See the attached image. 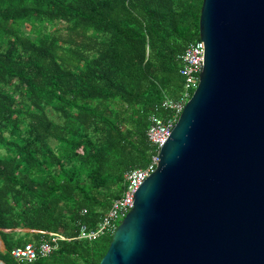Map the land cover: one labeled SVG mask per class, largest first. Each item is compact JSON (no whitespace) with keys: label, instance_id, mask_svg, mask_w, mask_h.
Here are the masks:
<instances>
[{"label":"trees","instance_id":"obj_1","mask_svg":"<svg viewBox=\"0 0 264 264\" xmlns=\"http://www.w3.org/2000/svg\"><path fill=\"white\" fill-rule=\"evenodd\" d=\"M202 6L0 0L1 263H101L112 236L61 242L34 262L11 253L47 233L94 229L121 197L125 173L147 165L149 118L181 95L180 56L200 39Z\"/></svg>","mask_w":264,"mask_h":264},{"label":"water","instance_id":"obj_2","mask_svg":"<svg viewBox=\"0 0 264 264\" xmlns=\"http://www.w3.org/2000/svg\"><path fill=\"white\" fill-rule=\"evenodd\" d=\"M200 39L198 88L100 264H264V0H203Z\"/></svg>","mask_w":264,"mask_h":264},{"label":"built area","instance_id":"obj_3","mask_svg":"<svg viewBox=\"0 0 264 264\" xmlns=\"http://www.w3.org/2000/svg\"><path fill=\"white\" fill-rule=\"evenodd\" d=\"M180 74L184 78V88L178 99L165 98L157 106L149 118L147 137L153 149L147 165L143 168L129 170L124 176V190L118 199H115L107 214L94 229L81 225L76 238H68L57 233H47L48 237L40 242H30L23 247L12 251V257L19 262H34L48 258L59 249L61 242L73 240L94 242L106 236H113L124 218L134 208V197L144 182L157 171L160 163V153L168 141L186 105L192 98L200 82L203 72V42L201 39L191 43L180 56ZM160 111L168 113L166 117L158 115ZM84 210L82 215H86ZM0 264H3L0 262Z\"/></svg>","mask_w":264,"mask_h":264},{"label":"rangeland","instance_id":"obj_4","mask_svg":"<svg viewBox=\"0 0 264 264\" xmlns=\"http://www.w3.org/2000/svg\"><path fill=\"white\" fill-rule=\"evenodd\" d=\"M65 27V24H57L56 26H55V28L56 29H60V31L58 32V34L60 35V36H65V33L63 32V31H61V29H63ZM120 224V223H119Z\"/></svg>","mask_w":264,"mask_h":264},{"label":"crops","instance_id":"obj_5","mask_svg":"<svg viewBox=\"0 0 264 264\" xmlns=\"http://www.w3.org/2000/svg\"><path fill=\"white\" fill-rule=\"evenodd\" d=\"M0 247H1L2 250L4 249V245H3V243L1 242V240H0Z\"/></svg>","mask_w":264,"mask_h":264}]
</instances>
